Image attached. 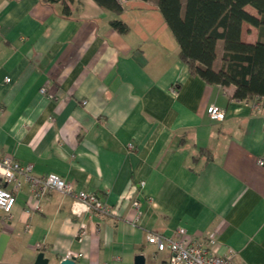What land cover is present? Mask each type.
<instances>
[{"label": "crops", "instance_id": "1", "mask_svg": "<svg viewBox=\"0 0 264 264\" xmlns=\"http://www.w3.org/2000/svg\"><path fill=\"white\" fill-rule=\"evenodd\" d=\"M69 5L65 16L61 3L0 0V156L73 181L117 214L79 218L73 197L57 191L29 210L25 184L6 224L0 210V234L10 236L0 264H35L41 251L48 264L69 255L134 264L139 253L147 264V233L180 226L215 235L220 253L236 251L235 264H264V103L191 75L156 0H123L119 16L95 0ZM115 17L128 33L112 27ZM257 35L242 24V40ZM210 104L222 120L208 117Z\"/></svg>", "mask_w": 264, "mask_h": 264}, {"label": "trees", "instance_id": "2", "mask_svg": "<svg viewBox=\"0 0 264 264\" xmlns=\"http://www.w3.org/2000/svg\"><path fill=\"white\" fill-rule=\"evenodd\" d=\"M43 1L61 3L63 14L70 16L69 2L76 0ZM95 1L116 16L125 10L123 0ZM156 3L178 45V58L191 75L199 76L207 84L233 86L234 99L264 101V0H156ZM246 5L252 6L257 15L248 12ZM244 22L257 29L254 42L242 40ZM110 23L122 34L130 31L129 24L119 17L112 18ZM161 264L167 262L163 260Z\"/></svg>", "mask_w": 264, "mask_h": 264}, {"label": "built area", "instance_id": "3", "mask_svg": "<svg viewBox=\"0 0 264 264\" xmlns=\"http://www.w3.org/2000/svg\"><path fill=\"white\" fill-rule=\"evenodd\" d=\"M6 80L9 81L10 77H6ZM171 91L175 92L176 89L172 87ZM42 92H46V88H42ZM255 101L264 103L259 99H255ZM256 106L257 104L254 105V107ZM206 111L212 120H222L225 115L224 110L215 104L208 105ZM129 148H134L132 143L129 144ZM257 163L263 166L264 159L259 158ZM25 184H29L30 187L29 210H41L42 198L57 191L73 197L71 210L79 218L89 212H98L104 215L117 214L116 208L103 201L97 193L84 189L78 190L73 181L57 174H35L33 163H22L14 156L4 155L0 156V210L3 212V223L8 222L17 202V194ZM145 184V180H141L138 187L143 188ZM134 207L140 210L141 202L135 200ZM84 232H86L85 229L82 230V233ZM146 240L154 245V254L161 251L168 252L167 264H235L236 251L227 247L224 253H220L215 235L198 238L189 235L186 229L180 226L171 235L149 231ZM35 248L41 250L43 243H36Z\"/></svg>", "mask_w": 264, "mask_h": 264}, {"label": "water", "instance_id": "4", "mask_svg": "<svg viewBox=\"0 0 264 264\" xmlns=\"http://www.w3.org/2000/svg\"><path fill=\"white\" fill-rule=\"evenodd\" d=\"M9 234L6 232H2L0 234V259L2 258L4 251L7 247V243L9 241ZM49 259L45 257V253L43 251L39 252L35 261V264H48ZM60 264H76V258L74 256L67 257L61 261ZM134 264H146V258L143 253H139L135 256Z\"/></svg>", "mask_w": 264, "mask_h": 264}, {"label": "rangeland", "instance_id": "5", "mask_svg": "<svg viewBox=\"0 0 264 264\" xmlns=\"http://www.w3.org/2000/svg\"><path fill=\"white\" fill-rule=\"evenodd\" d=\"M218 51L219 52L221 51V47L218 48ZM219 61H220V55L218 56V62ZM164 252L165 251L158 252L157 255L153 254L152 245L147 246L146 248L147 264H161L160 255L164 254Z\"/></svg>", "mask_w": 264, "mask_h": 264}]
</instances>
